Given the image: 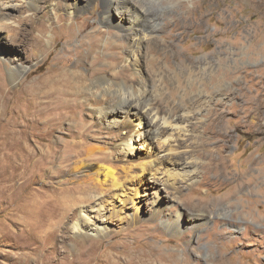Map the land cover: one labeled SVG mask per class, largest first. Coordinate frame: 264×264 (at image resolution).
Wrapping results in <instances>:
<instances>
[{
  "label": "bare ground",
  "instance_id": "bare-ground-1",
  "mask_svg": "<svg viewBox=\"0 0 264 264\" xmlns=\"http://www.w3.org/2000/svg\"><path fill=\"white\" fill-rule=\"evenodd\" d=\"M24 1L28 13L35 15L39 3L44 0ZM92 1L96 0H91L90 9L94 6ZM189 1L103 0L105 12L101 13V20L108 28H113L112 34L117 40L126 39V60L132 63L136 75L140 73L139 65L142 62L141 51L144 44L148 45L150 53L155 55L161 53L162 47L174 49L170 45L162 46L159 40L157 41L170 22L166 20L165 24H161L162 19L167 17L168 9L174 7L182 8L185 13H193L195 10H188ZM192 1L194 7H199L197 1ZM10 2L0 0V21L9 26V30L12 29L10 26H14L15 21H11L10 16L12 10L16 9ZM56 4L53 0L47 6L54 16L44 25H40L39 36L34 39L36 51L44 47L43 39L47 36L49 27L54 28L56 16L60 23L58 31L67 43L84 38L80 41L79 48H67V55L55 60L47 76L29 85L26 80L21 79L15 90H7L8 98L17 103V109L10 121L3 123L0 118V196L7 194L11 197V203L17 205L15 211L23 215L21 218L26 219V228L31 237L40 240L43 247L45 241H57V238L61 237L58 235L59 227H62L66 220L71 221L75 209L79 210L80 219L69 223L68 227L73 236L70 239L71 246L78 254L69 261L66 260L68 256L65 257L61 264H119L112 262L109 256V253L121 251L119 244L107 248L100 258L93 254L102 247L100 238L120 235L114 233L117 232L114 225L122 228L124 220L134 222L143 217L139 203L140 184L145 175H152L154 178L166 177L165 184L177 191L179 182L192 184L204 171L207 173L225 164V143L233 127L223 126V117L227 111H218L214 106H224L221 99L231 96L228 81L233 84L234 81L228 77L221 78L209 92L181 95L178 101L167 102V107L163 108L157 104V100L165 96L160 84L157 85L158 80H155L151 87L142 77H136V82L131 80L128 66L119 71L115 69L121 58L108 59V71L95 68L102 57L94 56L93 53L105 32L97 30L86 34L88 26L84 22L78 27L73 22L69 26L61 23V18L69 20L82 11L79 8V0H74L68 7L66 17L54 12ZM112 11L118 16L117 19L115 16V20ZM173 30L178 31L179 28L175 27ZM165 38L172 36L165 35ZM256 38H262L264 41V31L259 32ZM84 48L87 49V56L73 70L67 71L58 66L60 60L81 55V49ZM258 50L264 55V45ZM8 61L9 79L16 82L27 70V66L24 62ZM186 64L184 59L182 65L189 74L194 72ZM80 68L89 69V72H82ZM23 101L28 103H22ZM251 101L242 109L254 118L247 126L255 128V132L261 131L260 103H255L253 99ZM86 105L91 111L93 121L90 123L84 122L82 118ZM205 112L210 119L208 124L201 118ZM212 113L215 117L211 116ZM130 115H135L138 120L133 130H129V122L126 120ZM105 128L117 129L120 143L113 152L104 146L102 135L108 134L104 132ZM140 129L144 131L140 132ZM63 130L64 135L56 137V133ZM143 137L145 140L156 142L160 153L136 154L134 143ZM90 139L95 143L91 144ZM211 142H224L216 149L218 158L206 148ZM176 157L177 160L174 159ZM170 166L174 169H170ZM260 172L262 176L264 170ZM46 174L47 177L44 178ZM54 179L60 180L53 184ZM256 180L257 176L254 178L255 182ZM36 183H42L44 186L37 188L34 186ZM243 184H237L235 194ZM155 196V206L161 209L158 214L160 217L164 207L161 202L157 203L158 193H155ZM233 196L227 195L226 198ZM176 197L170 199L175 201ZM129 204L137 209L130 212ZM204 216H198L201 225L206 222ZM93 217L100 221L99 225L92 226ZM180 217L178 214L173 220L163 219V224L171 232H179ZM116 218L117 222H114ZM112 233L114 234L111 235ZM58 245L54 244L49 253H59ZM64 253L70 252L66 250ZM133 259L126 264H134ZM150 260L151 262L144 260L140 264H154L153 260ZM156 264H164L163 258L158 259Z\"/></svg>",
  "mask_w": 264,
  "mask_h": 264
},
{
  "label": "rangeland",
  "instance_id": "rangeland-1",
  "mask_svg": "<svg viewBox=\"0 0 264 264\" xmlns=\"http://www.w3.org/2000/svg\"><path fill=\"white\" fill-rule=\"evenodd\" d=\"M8 1H11L10 4L16 9L12 10L10 16L11 21H15L14 26H10L11 31L9 26L0 21V118L3 123L10 121L17 109V103L8 98L7 90H15L21 79L26 80L29 85L47 76L55 60L66 56L68 49L79 48L80 41L84 38L67 43L58 31L60 23L56 16L54 28L49 27L48 34L43 39L44 47L37 52L34 39L39 36L40 25H44L54 16L47 7L53 0L39 3L35 15L28 13L24 0ZM195 1L199 3V7H194L192 0L187 5L188 10H195L193 13H185L180 7L168 9L167 17L162 19L161 24L169 20V25L166 31L158 36L157 41L159 40L162 46L170 45L174 49L162 47L161 53L155 55L150 53L148 45L144 44L141 51L144 57L142 56L139 65V75H136L132 63L126 60V39L117 40L112 34L113 28H108L101 20V13L105 12L103 0L92 1L93 9H90L89 5L91 0H79V8L82 11L69 20L61 18V23L66 26L73 22L78 27L84 22L88 26L86 34L97 30L104 31V37L93 53L94 56L102 57L95 68L108 71L107 60L112 57L121 58L115 69L119 71L128 66L131 80L136 82V77H142L150 87L158 80L157 85L160 84L165 96L158 99L157 104L163 108L167 107V102L178 101L181 95L209 92L221 78L228 77L234 81V84L228 81L231 96L221 99L224 106H214L218 111H227L223 117V126L233 127L225 143L224 167L207 173L204 171L192 184L179 182L177 191L165 184L166 177L154 178L152 175H145L140 184L139 203L143 217L134 222L124 220L122 228L114 225L117 231L114 233L120 234L118 237L100 238L102 247L93 254L99 258L105 254L103 251L107 248L119 244L120 253H109L111 261L119 264H126L132 258L134 264H140L144 260L151 262L150 259L156 264L161 257L164 264H264V173L260 176V171L264 170V55L258 50L264 45V41L262 38H256L259 32L264 31V0ZM73 2L74 0H54V3H57L54 12L66 17L68 7ZM151 10L156 11L154 8ZM111 14L114 20L115 16L118 18L114 11ZM175 27L179 30L174 31ZM165 35L172 38L166 39ZM86 53L87 49H81V55L60 60L58 66L67 71L73 70L81 60H85ZM184 59L185 64L189 65L188 68L194 72L189 74L182 65ZM8 60L12 63L24 62L27 66V70L16 82L9 79ZM86 62L88 63L87 59ZM88 70L80 68L82 72L88 73ZM252 99L255 103H260L261 107L259 121L262 127L261 131L257 132L254 131L255 128L247 126L254 120L253 115L242 111ZM211 116L215 117V114L212 113ZM82 118L86 123L93 121L87 105ZM201 118L208 124L210 119L206 112ZM126 120L129 122V130L135 129L138 124L136 116L130 115ZM104 132H108L102 135L104 146L112 152L115 151L120 143L117 129H106ZM64 133V130L58 131L56 137H62ZM89 142L95 143L92 139ZM223 143L211 142L206 148L218 158L215 152ZM134 144L136 154L160 153L159 145L153 140H145L143 137ZM174 159L177 160V157ZM170 169L174 168L170 166ZM255 176L258 179L256 182ZM59 180L54 179L52 183L57 184ZM238 183L244 184L235 194ZM34 186L40 188L44 184L36 183ZM155 193H158L157 203L161 202L164 207L160 217L158 214L161 209L154 203ZM227 195L234 196L227 199ZM173 197H176L175 201L171 200ZM10 198L7 194L0 196V264H61L65 257L68 256L66 260L69 261L78 254L71 246L70 239L73 236L68 228L69 223L80 219L78 209L74 210L71 221L66 220L62 227H59L58 235L61 237L57 238V241H45L43 247L40 240L31 237L26 228V219L21 218L23 215L15 211L17 205L12 204ZM128 206L130 212L137 209L130 204ZM178 214L181 216V231L171 232L163 224L164 220H173ZM200 214L206 217L203 226L198 220ZM114 220L117 222V218ZM99 224L100 221L93 217L92 226ZM52 244H59V253H49L53 248ZM66 250L70 253H64ZM126 251L128 253H122ZM145 251L153 253H143Z\"/></svg>",
  "mask_w": 264,
  "mask_h": 264
}]
</instances>
